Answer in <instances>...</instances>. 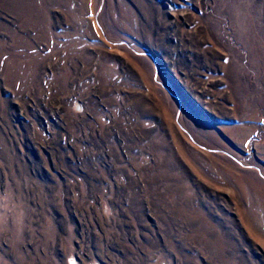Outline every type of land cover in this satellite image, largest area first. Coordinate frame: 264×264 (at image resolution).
Instances as JSON below:
<instances>
[{
	"label": "rangeland",
	"instance_id": "1",
	"mask_svg": "<svg viewBox=\"0 0 264 264\" xmlns=\"http://www.w3.org/2000/svg\"><path fill=\"white\" fill-rule=\"evenodd\" d=\"M264 264V0H0V264Z\"/></svg>",
	"mask_w": 264,
	"mask_h": 264
},
{
	"label": "bare ground",
	"instance_id": "2",
	"mask_svg": "<svg viewBox=\"0 0 264 264\" xmlns=\"http://www.w3.org/2000/svg\"><path fill=\"white\" fill-rule=\"evenodd\" d=\"M76 264V263H75Z\"/></svg>",
	"mask_w": 264,
	"mask_h": 264
}]
</instances>
